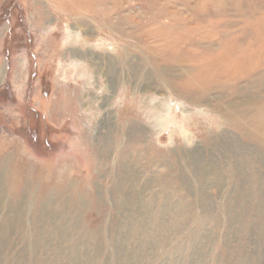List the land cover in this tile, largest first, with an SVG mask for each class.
Here are the masks:
<instances>
[{
	"label": "rangeland",
	"instance_id": "1",
	"mask_svg": "<svg viewBox=\"0 0 264 264\" xmlns=\"http://www.w3.org/2000/svg\"><path fill=\"white\" fill-rule=\"evenodd\" d=\"M218 52L264 57V0H5L0 264H264L263 199L217 149L264 141V67Z\"/></svg>",
	"mask_w": 264,
	"mask_h": 264
},
{
	"label": "bare ground",
	"instance_id": "2",
	"mask_svg": "<svg viewBox=\"0 0 264 264\" xmlns=\"http://www.w3.org/2000/svg\"><path fill=\"white\" fill-rule=\"evenodd\" d=\"M34 2L36 3V1H34ZM242 35H243V33H242ZM243 36H245V35H243ZM242 42L244 43L243 40H242ZM240 45H241V43H240ZM253 46H255V44H253ZM218 54L219 55H218V61L216 64V68L218 69L220 67H224V71L219 70V73L225 74V76L230 73V75H229L230 79L229 80H235L233 78H237V74H238V73H236V70L238 68H240L239 70H241L242 65L249 62V61H247V62L242 64L244 57L241 58V62H240L239 57L233 58L230 55L224 56L222 54V52H218ZM248 64L253 66V67H264V57H261L260 59H258L256 61L249 62ZM216 75H212L208 79L213 78ZM1 77H2V74H1ZM1 77H0V79H1ZM168 81H170V80L168 79ZM171 84H173V83H171ZM263 86H264V80H261L256 87H263ZM195 89H196V87H195ZM199 94H200V92H199ZM233 94H235V93H233ZM240 95L252 96L251 92H246L245 90H244V93H241ZM219 96H221V95H218L217 97H219ZM237 112L239 113L240 117H241L240 114L246 113L245 109H243V108L238 109ZM220 118L224 119L228 123V125L231 127L232 131H236V132H242L243 131L241 128L235 126V120L233 118H230L229 116H226V115H220ZM248 122L252 123L254 125L255 129H257L258 133L264 138V109L261 110L255 117L249 119ZM202 126H204V125L202 124ZM244 137H245V140H243V141L238 139V137L236 138V137H232V136H228V138H224L225 140L221 141V144L220 143L218 144L219 147H217V149L218 148L220 150L225 149L226 154L224 155L221 153V151L220 152L218 151L219 157L221 156V158L224 159V163L226 165L225 171L227 172V176L230 178V180L232 179L233 172H234V174H237L235 172V169H241L239 174H237L238 177L234 179V184H233V188L234 189L236 188L235 191L237 190V191L241 192V195H237V200L239 201L242 199V196H245V199L248 202V199L250 196L259 194V195H261V199H263V200H261V203L260 202L259 203L261 205H263L264 204V175H259L256 172H252V171H250V168H251L252 164L257 162L260 153L262 152V150H264V141H261V140L257 139L256 137L249 135V134L248 135L244 134ZM215 145H217V144L215 143ZM225 159H226V161H225ZM173 182L174 183L176 182L175 183L176 188L175 189L172 188L171 192L176 193L179 196L178 199L180 201L182 200L180 205L182 207L186 208L187 207L186 198L188 195L181 191V188H183L181 184L186 185L185 179H183V178H180L178 180L173 179ZM217 182H221V179H219V181H217ZM253 200H255V199H253ZM168 207H170V206L167 204L164 205V209H166V211L168 210ZM173 207H174V203H173ZM258 209H260V210H257V213H255V214H257V216H260L261 218H263L264 215H262L261 208H258ZM170 210H172V209L170 208ZM255 214H254V216H255ZM170 220H172V219L170 218ZM261 221H258V222L261 223ZM172 223L178 224L175 221L170 222V224H172ZM261 227L264 229V224H262ZM263 229H261V230H263ZM167 232H168V230H167ZM168 233H170V232H168ZM262 235H263V232H262ZM148 244L150 246L149 242H148Z\"/></svg>",
	"mask_w": 264,
	"mask_h": 264
},
{
	"label": "crops",
	"instance_id": "3",
	"mask_svg": "<svg viewBox=\"0 0 264 264\" xmlns=\"http://www.w3.org/2000/svg\"><path fill=\"white\" fill-rule=\"evenodd\" d=\"M5 0H0V6L4 4Z\"/></svg>",
	"mask_w": 264,
	"mask_h": 264
}]
</instances>
